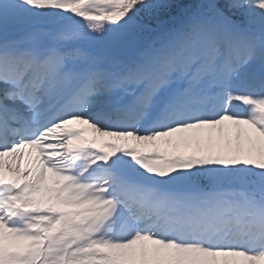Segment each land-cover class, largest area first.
I'll return each instance as SVG.
<instances>
[{
    "label": "snow or ice",
    "instance_id": "1",
    "mask_svg": "<svg viewBox=\"0 0 264 264\" xmlns=\"http://www.w3.org/2000/svg\"><path fill=\"white\" fill-rule=\"evenodd\" d=\"M0 264H264V0H0Z\"/></svg>",
    "mask_w": 264,
    "mask_h": 264
},
{
    "label": "rangeland",
    "instance_id": "2",
    "mask_svg": "<svg viewBox=\"0 0 264 264\" xmlns=\"http://www.w3.org/2000/svg\"><path fill=\"white\" fill-rule=\"evenodd\" d=\"M90 137L91 136H93V135H96V134H94V133H92L91 132V130H90V132H89V134H88ZM103 139H109V137H104ZM111 139V138H110ZM151 144H149L148 146H150ZM161 148H170V149H172V150H174L173 148H172V146H170V145H165V144H160L159 145ZM151 147V146H150ZM195 146L193 145V148H194ZM193 148H184L183 146H181L179 149H175V151H178V152H190V151H192L193 150Z\"/></svg>",
    "mask_w": 264,
    "mask_h": 264
}]
</instances>
